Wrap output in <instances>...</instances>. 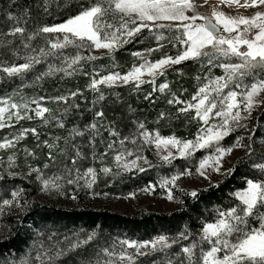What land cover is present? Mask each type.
<instances>
[{"label": "snow or ice", "instance_id": "obj_1", "mask_svg": "<svg viewBox=\"0 0 264 264\" xmlns=\"http://www.w3.org/2000/svg\"><path fill=\"white\" fill-rule=\"evenodd\" d=\"M41 16L61 19L47 23ZM132 43L147 46L131 51V66L121 72L116 53ZM170 49L175 52L169 54ZM102 57L107 63H99ZM189 63L199 67L191 76L195 90L185 99L187 89L173 90L166 76L168 69L187 75L183 65ZM31 74L34 82L77 74L88 82L83 89L28 97L20 89ZM158 77L162 82L157 83ZM17 80L19 87L0 95V129L40 118L64 134L41 139L36 127L20 126L0 138L7 160L0 156V181L22 176L42 193L76 200L79 190L108 196L94 187L104 178L110 184L168 166L173 169L169 174L157 172L155 181L127 195L154 194L158 185L170 201L174 188L198 201L245 161L252 174L242 175V186L228 193L227 202L208 209L195 231L185 224L173 235L116 237L98 244L95 230L70 235L41 230L24 256H3L0 264H264V155L258 156L252 135L264 128V122L257 123L264 121V0H6L0 5V85ZM142 85L150 89L145 101L155 103L163 96L173 109L158 111L153 128L115 91L129 86L139 92ZM45 100L59 107H46ZM182 117L184 127L196 126L190 137L162 134V123L171 127ZM73 118L78 119L68 126ZM29 133L37 141L31 148L22 143ZM234 149H243L244 156L224 167ZM42 150L45 159L37 165ZM147 151H154L158 163ZM21 156L26 172L15 170ZM178 158L186 166L176 167ZM214 175L221 179L214 181ZM193 176L208 181V188H180L182 177ZM25 191L0 186V215L27 211ZM90 245L96 247L85 255Z\"/></svg>", "mask_w": 264, "mask_h": 264}, {"label": "trees", "instance_id": "obj_2", "mask_svg": "<svg viewBox=\"0 0 264 264\" xmlns=\"http://www.w3.org/2000/svg\"><path fill=\"white\" fill-rule=\"evenodd\" d=\"M6 0H0V5L4 4ZM24 2L31 3L33 0H24ZM60 17H40L41 22L53 23L60 22ZM154 41L152 44L154 45ZM147 45L142 43H132L126 45L124 49L119 50L116 53L117 60L120 63V71H126L132 63V57L130 56L131 51L142 50ZM168 48V45L165 44ZM94 51V50H93ZM95 52V51H94ZM175 49H170L169 54H173ZM152 58H156L153 56ZM99 63H107L106 58L102 57ZM40 68V66H37ZM46 68V65L44 66ZM181 66H174L178 68ZM184 72L187 75H181L173 69H168L166 79L171 82L173 90L179 92L181 88H186L187 92L183 93V98L187 99L195 90L196 82L191 78L198 70V65L185 64L183 65ZM40 70H43L41 68ZM91 71V69H88ZM219 74V70H214ZM34 75L31 74L24 81V87L20 91L28 96H54L59 93L65 92L68 89L74 90L76 87L84 88L88 82V77L77 74L73 77H65L60 80L57 77H50L40 82H34ZM163 78L158 77L157 83L162 82ZM20 81H15L10 85H0V95L3 94L4 90L11 92L12 88L19 87ZM148 85H142L139 92L131 91L129 86H121L115 89L121 96L132 105L133 108L137 109V115L148 122L149 128L156 127L154 123L155 117L160 110H173L171 106L165 103L164 97L160 98L155 103L145 101L143 96L149 91ZM89 99L91 94L86 91L85 93ZM156 95H159L158 93ZM139 97V98H138ZM44 106L57 109L59 105L55 102L48 100L41 102ZM119 111V110H118ZM257 115V114H255ZM87 118V117H86ZM73 118L67 121L68 126L76 122ZM183 117L180 121H174L171 127L165 126L163 123L159 126L162 134L167 135L170 132H175L178 136H191L195 132L196 126L193 124L190 127H184ZM264 121H257V123ZM20 126L31 128L36 127L41 135V139L48 138L47 134L63 135L64 132L58 127H54L52 124L44 125L40 118H35L31 121L24 120L20 125H13L11 128L0 129V138L9 135L11 132L18 130ZM247 135V133H245ZM252 135L256 139L254 148L259 155H264L259 149L258 142L261 136H264V128H257L256 132ZM226 140L228 138H225ZM29 148L33 147L37 141L29 133L24 141L22 142ZM42 150L39 153V160L35 161L37 165L43 163L45 159L44 152ZM148 158L153 164L158 163V159L154 156L151 151L146 152ZM200 153L197 154L199 156ZM0 156H3V162L7 163L6 153L4 150H0ZM244 156V150L238 157ZM237 157V158H238ZM237 158L233 163L236 162ZM259 162V160H257ZM20 168L15 169L16 171L26 172L27 169L24 167V160L21 156L19 158ZM177 167L186 166L185 162L181 159H177L173 162ZM168 169V166H163L159 169H149L146 173H137L136 176L125 175L123 180L117 178L110 184H106L102 179L96 186L95 189H99L101 192H108L110 195L127 194L130 191L143 186L149 180L154 181L151 172L163 171ZM0 172L3 174L4 169L0 168ZM252 169L247 161L237 166L235 174L231 177L223 179L219 187L210 188L207 191H203L200 194L198 201H193L190 197L180 194L183 204L171 211H152L141 209L135 213H124L116 209L108 207L97 206L92 201H87L84 197L85 191L79 190L78 192V204L70 205L68 203L59 202L56 197L46 196L39 191L36 183L30 182L28 178L22 176L6 177L5 180L0 181V186L6 188L22 187L26 191L23 195L30 201V207L27 211L19 213L18 215L13 214L18 210H13V213L5 212L3 214V220L7 226H9L10 236L0 237V258L3 256L17 257L22 256L26 250L30 248L33 240L36 239V233L41 230L56 231L61 235H70L73 231H79L83 229L86 232L95 230L99 233L98 244H104L109 241L110 238H132V239H151L158 234H169L173 235L180 231L185 224H188L193 231L199 227V218L201 216H207V210L211 209L214 204H222L228 201V193L240 186H242V175H251ZM207 187L201 188L206 189ZM98 226V227H97ZM96 245H90L85 252V255L91 254L93 248ZM174 251L179 249L176 246ZM158 260L163 258V254L156 257Z\"/></svg>", "mask_w": 264, "mask_h": 264}, {"label": "rangeland", "instance_id": "obj_3", "mask_svg": "<svg viewBox=\"0 0 264 264\" xmlns=\"http://www.w3.org/2000/svg\"><path fill=\"white\" fill-rule=\"evenodd\" d=\"M215 2L216 0H209L210 4L215 3ZM203 10L207 11V6H205ZM225 11H228V9H225ZM94 51L97 52V50H94ZM255 114L256 113H254V115ZM258 146H259V149L262 152H264V144L260 143V139L258 142ZM151 152L154 154V151H151ZM241 152H242V149H234L233 153L229 157L226 158L227 162L225 163L224 167H230L235 161V159L240 155ZM145 155L147 154L145 153ZM156 158L158 159V157ZM172 170L173 169H170L168 167V169L163 170V171H153L151 172V175L152 177H154V181H155L157 179V172H159L160 175H166V174H169V172ZM0 174L2 173L0 172ZM219 179H221L219 176H215V175L213 176L214 181L219 180ZM177 183L180 186V188H183L186 190H191L192 188H204L208 186V181L203 180V179L197 180L195 176L182 177ZM95 191L101 192L99 191V189H95ZM43 194L50 197L46 193H43ZM127 194H118V195L109 194L106 197L103 195L89 196V195L84 194V197L86 198L87 201H92L93 204L97 206H103V207H108L111 209H116L124 213H135L141 209L152 210V211H171V210L178 208L181 204L178 202L177 199H175V197H179V199L181 200V196H180L181 192L175 188L173 189L174 199L171 201L167 199L166 189L162 190L159 188L158 185L154 190V194L136 192L135 197H129ZM77 196H78V192H77ZM56 199L59 202L68 203L70 205H77L79 196H78V199L76 200H72L70 198V195L68 197L56 196ZM10 235L11 234H10L9 226L5 224L3 220V214H2L0 215V237L10 236ZM28 251L29 250L27 249L26 252L22 254V256H24Z\"/></svg>", "mask_w": 264, "mask_h": 264}]
</instances>
